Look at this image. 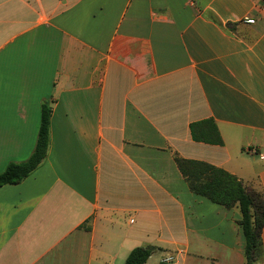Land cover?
Returning a JSON list of instances; mask_svg holds the SVG:
<instances>
[{
    "label": "crops",
    "instance_id": "1",
    "mask_svg": "<svg viewBox=\"0 0 264 264\" xmlns=\"http://www.w3.org/2000/svg\"><path fill=\"white\" fill-rule=\"evenodd\" d=\"M246 18L254 22H245ZM0 264H245L238 206L193 192L175 155L264 195V0H0ZM213 119L223 139H193ZM264 264V228L262 230ZM173 255L165 263L162 259Z\"/></svg>",
    "mask_w": 264,
    "mask_h": 264
},
{
    "label": "trees",
    "instance_id": "2",
    "mask_svg": "<svg viewBox=\"0 0 264 264\" xmlns=\"http://www.w3.org/2000/svg\"><path fill=\"white\" fill-rule=\"evenodd\" d=\"M52 106L44 101L41 106V121L33 152L23 161H10L0 172V187L17 184L28 177L46 158L50 145ZM191 133L196 141L222 144L223 139L213 119L191 124ZM175 161L187 180L190 189L213 202L228 208L238 206L240 224L245 236V264H256L262 258V230L264 228V195L260 190L249 188L239 177L226 169L204 160L175 155ZM154 246H137L128 254L124 264H143L154 252Z\"/></svg>",
    "mask_w": 264,
    "mask_h": 264
},
{
    "label": "built area",
    "instance_id": "3",
    "mask_svg": "<svg viewBox=\"0 0 264 264\" xmlns=\"http://www.w3.org/2000/svg\"><path fill=\"white\" fill-rule=\"evenodd\" d=\"M245 22L252 23V22H254V19H252V18H246ZM173 259H174V256H173V255H167V256H165V257L162 259V261L165 262V263H169V262H171Z\"/></svg>",
    "mask_w": 264,
    "mask_h": 264
}]
</instances>
